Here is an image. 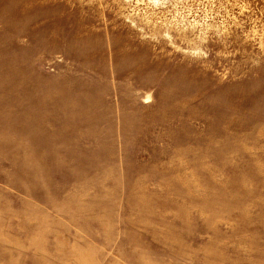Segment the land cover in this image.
<instances>
[{
	"label": "rangeland",
	"instance_id": "obj_1",
	"mask_svg": "<svg viewBox=\"0 0 264 264\" xmlns=\"http://www.w3.org/2000/svg\"><path fill=\"white\" fill-rule=\"evenodd\" d=\"M0 264H264V0H0Z\"/></svg>",
	"mask_w": 264,
	"mask_h": 264
}]
</instances>
